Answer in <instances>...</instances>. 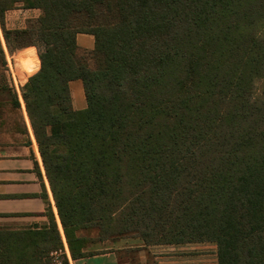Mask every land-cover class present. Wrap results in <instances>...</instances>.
Segmentation results:
<instances>
[{
  "label": "trees",
  "instance_id": "trees-1",
  "mask_svg": "<svg viewBox=\"0 0 264 264\" xmlns=\"http://www.w3.org/2000/svg\"><path fill=\"white\" fill-rule=\"evenodd\" d=\"M17 6L41 11L12 34L15 50H39L23 99L72 259L87 258L73 254L75 231L95 223L107 239L156 232L159 246L216 243L218 264H264V0ZM81 34L94 37V70ZM53 223L46 257L29 242L41 234L0 232V264H45L63 248Z\"/></svg>",
  "mask_w": 264,
  "mask_h": 264
},
{
  "label": "rangeland",
  "instance_id": "rangeland-1",
  "mask_svg": "<svg viewBox=\"0 0 264 264\" xmlns=\"http://www.w3.org/2000/svg\"><path fill=\"white\" fill-rule=\"evenodd\" d=\"M0 8L2 9L4 15V22H1L0 20V134L7 133L11 135L12 137L8 138V141L11 142L12 145L18 146L17 143H21L23 141V138L18 135L20 133H25L26 128L32 130L30 120L27 115L26 104L23 99V89L29 78L40 71L41 61L39 57V50L35 46L28 47L23 50H15L17 48L16 37L12 34V31L25 29L29 25L30 21L36 20L41 16V11L36 9L27 10L20 6H17L14 10H12V0H0ZM12 50L15 52L12 53ZM33 51L37 54L40 65L37 70L30 73L31 63L28 54L33 53ZM90 52L91 51L84 49L80 50L81 56H83L85 60L89 61L90 68L94 70L95 63L90 60ZM82 90L88 107L87 95H85L84 86L82 87ZM73 92L76 96L78 90L74 88ZM100 92L103 96L111 95L110 92L108 93L105 90H100ZM14 97H17L20 102V111L14 107ZM20 113L23 116V120L21 119ZM23 121L25 123H23ZM42 169L46 174L44 166ZM47 191L48 193L44 189L42 194L39 196L44 203L45 211L43 214H12V217L4 219L0 226V232L24 233L26 231H34L41 234L29 241L32 243L35 239V242H39L41 244V249L43 250V256L41 255V257H46L50 251L58 247L53 219L60 232L64 235L62 223L59 218L50 185H48ZM85 227L87 228L77 230L74 233L75 238L73 240L75 242L73 241L72 247L75 248L73 251L75 257L79 254L86 257L94 256L106 249H112L114 247L124 245L122 243H130L131 245L136 243L147 246H155L152 243L159 241V238H156L155 236L156 232L151 231L148 233L151 232L154 236L149 240L145 239L146 241L138 237L135 239L116 238L112 240L107 239L105 236L100 234L95 223ZM136 235H138V233H133L132 237H135ZM172 246H188L186 248L191 253V257L193 259L192 264H218V247L216 243L204 242ZM49 258L50 255L45 263L50 261Z\"/></svg>",
  "mask_w": 264,
  "mask_h": 264
},
{
  "label": "crops",
  "instance_id": "crops-1",
  "mask_svg": "<svg viewBox=\"0 0 264 264\" xmlns=\"http://www.w3.org/2000/svg\"><path fill=\"white\" fill-rule=\"evenodd\" d=\"M76 42L80 49L92 51L95 47L94 37L89 35H78ZM82 87L79 81L70 83L75 111H83L87 107ZM74 88L78 90L76 96ZM18 136L23 141L14 146L8 141L11 135L0 134V226L12 214H43L45 211L39 196L44 189L48 193L49 184L42 169L36 139L29 129ZM122 244L94 256L73 260L71 264H192L191 253L186 248L188 246Z\"/></svg>",
  "mask_w": 264,
  "mask_h": 264
},
{
  "label": "built area",
  "instance_id": "built-area-1",
  "mask_svg": "<svg viewBox=\"0 0 264 264\" xmlns=\"http://www.w3.org/2000/svg\"><path fill=\"white\" fill-rule=\"evenodd\" d=\"M63 248L50 254L49 262L45 264H71L73 259L65 235L61 233Z\"/></svg>",
  "mask_w": 264,
  "mask_h": 264
}]
</instances>
